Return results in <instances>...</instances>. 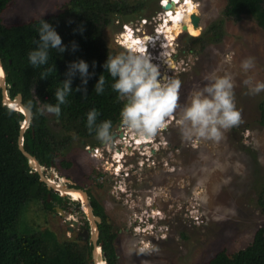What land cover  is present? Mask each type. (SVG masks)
Wrapping results in <instances>:
<instances>
[{
  "label": "rangeland",
  "instance_id": "obj_1",
  "mask_svg": "<svg viewBox=\"0 0 264 264\" xmlns=\"http://www.w3.org/2000/svg\"><path fill=\"white\" fill-rule=\"evenodd\" d=\"M67 1L9 0L1 12L2 21L11 25L37 19L42 13L48 17L61 12ZM119 1L129 5L141 2ZM159 1L143 0L136 11L110 14L102 34L114 54L126 50L120 38L125 30L123 23L133 21V25L141 27L139 34L156 27L162 29V16H174L187 0H172L173 6L166 8L167 12H161ZM192 1L197 4L199 33L192 35L180 28L169 31L166 48L173 67L157 59L161 43L148 50L161 75L180 82L177 110L167 118L161 142L157 138L156 142L134 147L132 140L129 144L132 134L127 129L113 128L112 143L120 152L125 151L123 163L127 164L124 170L128 177L114 174L112 155L105 160L107 156L101 153L105 148L99 149L98 157L95 152L89 153L74 132L65 131L54 114L45 112L57 140L72 136L70 143L57 147V162L52 168L57 175L90 190L101 204L115 236L117 264H203L221 249L231 253L245 247L264 223V212L258 203L264 184V91L250 93L243 83L248 76L264 81V30L249 16L227 18L223 13L226 0ZM166 3L167 0L163 4ZM143 18L147 20L145 24H141ZM214 21L221 22L217 40L192 41L191 36H198ZM174 22L170 20L168 25L173 28ZM249 56L255 58V66L244 72L240 61ZM209 73L232 75L240 122L224 130L219 141L185 140L176 124L180 107L194 89L205 83L204 76ZM118 131L123 134L120 138ZM128 144L130 147H126ZM62 159L70 165L62 166ZM65 205V212L54 213L41 200L25 202L16 232L37 234L46 251L61 258L56 249L62 248L65 239L79 240L78 227L84 222L78 208L71 202ZM67 215L76 223H67Z\"/></svg>",
  "mask_w": 264,
  "mask_h": 264
},
{
  "label": "trees",
  "instance_id": "obj_2",
  "mask_svg": "<svg viewBox=\"0 0 264 264\" xmlns=\"http://www.w3.org/2000/svg\"><path fill=\"white\" fill-rule=\"evenodd\" d=\"M9 0H0V57L5 71L7 94L13 98L21 94V101L30 112L28 126L22 134V144L37 161L46 166L51 161L57 162V147L70 143L72 136L67 135L58 140L48 125V117L37 112L42 102L55 103L54 91L60 86L67 74L70 61L84 59L89 65L90 77L81 85L79 74L72 77L71 87L79 86L84 90H73L62 104L59 117L60 126L65 131H72L80 144L87 140L96 141L94 132L86 128V113L95 107L98 120L109 119L112 126L120 120L121 102L111 89L112 78L103 68L107 54H114L104 38L103 27L110 21V14H123L138 10L143 0L137 5H129L119 0H68L63 10L48 17H42L51 23L62 42L66 45L63 53L50 50L48 64L33 68L28 64L27 52L34 47L37 38L38 18L28 22L5 25L1 12ZM223 13L227 18L239 20L243 16L252 17L264 30V0H226ZM219 21L212 22L198 36H191L194 42L217 40L221 34ZM75 42V50L71 43ZM52 71L47 78L40 75L47 68ZM105 76V89L97 94L93 88L96 79ZM261 113L263 111L261 110ZM23 114L2 103L0 88V264H92L90 262L92 245L77 239H65L62 248L56 249L61 255L48 253L43 240L37 234H20L16 232V223L21 206L30 200L38 199L47 209L51 208L47 194L52 191L40 179L37 171H32L27 157L19 149L20 122ZM65 168L69 162H59ZM262 196L258 203L264 212V184ZM59 199L58 197H55ZM96 213L102 218V206L92 201ZM104 225V223H103ZM108 227H100L99 241L102 244L103 258L108 264H117L114 235ZM58 248V247H57ZM203 264H264V223L254 232L252 240L245 247L227 253L225 249L217 251Z\"/></svg>",
  "mask_w": 264,
  "mask_h": 264
},
{
  "label": "clouds",
  "instance_id": "obj_3",
  "mask_svg": "<svg viewBox=\"0 0 264 264\" xmlns=\"http://www.w3.org/2000/svg\"><path fill=\"white\" fill-rule=\"evenodd\" d=\"M162 1L160 0L159 3H162ZM162 6L161 12L163 10L167 12L164 4ZM43 14L38 17V25L36 27L37 38L34 40V47L27 52L28 64L33 68L48 64L50 50L55 49L59 54L66 50V45L62 42L61 36L51 23L42 18ZM146 21L145 18L141 19V24H145ZM123 27L125 29L124 33L129 32L130 36H135L136 39L141 36H148L147 46L149 49H153L151 43L154 41L162 43L158 39L154 40L150 37L155 30L160 29L159 27L154 28V31L151 32L143 30L142 34L138 33L141 27L133 25V21L123 23ZM76 47V43L72 42L71 48L75 50ZM254 66V57H245L240 61V68L244 72H248ZM103 68L112 78L111 89L116 92L117 100L122 105L119 112L120 120L114 126L116 127L120 123L121 127L127 129L132 135L140 139L147 138L148 142H156L157 137H154V135L165 127L167 118L177 110L180 82L174 78L162 76L159 66L153 62L151 55L143 49L136 50L131 45L126 46V50H122L116 54H107ZM51 71V67L47 68L41 73L40 77L47 78V75ZM77 73L79 74L81 85H85L91 73L89 72L88 63L82 58L68 63L67 74L63 80H60V86L54 91L56 102H42V106L37 108V112L40 114L46 112L59 117L61 112L60 106L66 102V97L73 90H80L81 93H84V90L79 86L77 88L71 87L72 77ZM204 81L205 83L201 87L194 89L186 98V101L180 107L179 116L176 119L180 135L185 140L204 139L219 141L223 137L224 130L235 126L241 119L240 111L235 103L232 75L230 73L222 75L209 73L204 76ZM243 83L248 87L250 93L264 91V81H254L251 76L246 77ZM93 88L97 94L104 92V75L100 74L98 76ZM19 112L22 113L20 110ZM98 116L99 112L95 107L87 111L86 128L90 133L94 132L96 141L89 140L82 145L89 153L93 152L92 154H94L95 152L94 155L99 154V149L103 147L106 153L104 151L101 153L109 155L111 154L110 145H101V142L110 143L112 141L114 127L111 120H98ZM56 121H59V119H56ZM133 137H129V144ZM143 143L146 142L143 141ZM113 145H116V143H113ZM134 147H137V144H134ZM113 151L115 153V151L119 150L113 149ZM113 153L114 174L120 176L121 173L124 174V177H128L129 173L124 170L125 166L127 167V164L123 163L124 155L114 158ZM108 158L106 157L105 160ZM117 161H120L118 162L120 164L118 170H116L117 166H119ZM39 165L42 171L44 165L40 163ZM53 166L54 163L51 161V167ZM30 168L32 171H37L32 167ZM50 185L52 186V184ZM81 240L85 241L82 238Z\"/></svg>",
  "mask_w": 264,
  "mask_h": 264
},
{
  "label": "flooded vegetation",
  "instance_id": "obj_4",
  "mask_svg": "<svg viewBox=\"0 0 264 264\" xmlns=\"http://www.w3.org/2000/svg\"><path fill=\"white\" fill-rule=\"evenodd\" d=\"M170 60V59H169ZM164 60V61H162V63H164V62H169V64H170V67H171V65H173V62L170 60ZM119 130L121 129V128H119V127H121V125H120V123L119 124H117V126H116ZM164 128H162V129H160L158 132H157V134H156V136H157V138L159 139V140H157V138H156V140L160 143L161 142V140H160V137H161V135H160V133L162 132V130H163ZM165 129H166V127H165ZM120 132L118 131L117 132V136L120 138V136H123V134H122V132H121V134H119ZM120 135V136H119ZM115 135L113 134V137H114ZM113 140V139H112ZM113 141H111L110 143H102L101 142V145H104V144H107L108 146L110 145V147H111V155H112V153L114 152L113 151V149L114 150H119V148L117 147V145H113V143H112ZM130 147V145H127L126 147ZM120 152V151H119ZM105 153H106V150H105ZM115 153H116V151H115ZM115 153H113L114 155H113V157L114 158H117V157H115ZM121 153V156L122 155H124L125 154V151H121L120 152ZM107 157H110V154L109 155H106ZM120 156V157H121ZM112 157V156H111ZM112 160H113V158H111ZM121 161V160H120ZM119 161H117V163H118ZM110 163L113 165V163H112V161H110ZM119 164V163H118ZM120 165V164H119ZM53 167H55V164H54V166ZM54 168H52L51 167V165L50 166H46V165H44V167H43V170H42V173H43V176H44V178L46 179V180H48L49 181V183L50 184H52V186L50 187V189L49 190H51L52 192L51 193H48L46 196H47V200L48 201H50V203H52L51 204V208L53 209V212L55 213L56 211H59V212H65L64 211V208H67V205H65L67 202H71L76 208H78L79 209V211L83 214V218H84V222H83V224L82 225H80L78 228H79V230H78V232H77V234H78V236L81 238L82 236L79 234L80 232H83V231H86L87 232V239L84 241V242H87V243H89V244H91L90 242H89V238H90V235H91V228L92 227H94V224H93V222H91L90 221V219H89V217H88V213H86L85 212V210L82 208V205H83V202H82V200H78V199H76V198H73L71 195H69L67 192L69 191V190H77L78 192H80L81 194H82V196H83V193H84V195H85V198H86V203H87V205H88V207L90 206V208H91V211H92V213H93V215L94 216H97V217H99V222H96V226H97V230H98V234H100V227H108L109 225H108V223H107V220H106V217H104V218H102L101 216H100V214H98V213H96V210H95V207L92 205V201L93 200H95L99 205H101L98 201H97V199H95V197L91 194V192H90V190H88V189H86V188H84V187H82V186H79V185H77L76 183H71L70 182V179H67V178H64V176L63 175H57L55 172L56 171H54L53 170ZM115 170V169H114ZM66 179V180H65ZM68 181V182H67ZM83 192V193H82ZM55 197H58L59 199H57V198H55ZM84 198V199H85ZM103 208V207H102ZM58 209H60V210H58ZM102 213L105 215V212H104V209L102 210ZM68 215H70V214H68ZM68 215L66 216L67 217V221L69 222V221H71V220H69V219H71V218H69L68 217ZM71 223L72 224H75L76 223V221L73 219L72 221H71ZM103 223H104V225H103ZM72 229V228H71ZM70 229V230H71ZM109 232L110 233H112L111 232V227L109 226ZM73 230V229H72ZM113 235H114V233H112ZM115 238V237H114ZM97 243H100L99 242V239L97 238ZM114 243V242H113ZM92 245V244H91ZM101 247H102V244H101Z\"/></svg>",
  "mask_w": 264,
  "mask_h": 264
},
{
  "label": "bare ground",
  "instance_id": "obj_5",
  "mask_svg": "<svg viewBox=\"0 0 264 264\" xmlns=\"http://www.w3.org/2000/svg\"><path fill=\"white\" fill-rule=\"evenodd\" d=\"M164 1L165 0L162 1V5H163ZM196 5L197 4L195 2H193L192 0H187L185 2V4L183 3L182 5L181 4L179 5L181 7L178 9L177 13L174 14V16L171 15V14H168V13H166L165 15L162 16V18L160 19V22L162 21L163 18H164V21H165L163 24H161L163 26L162 29L155 31L150 36L154 40H157L158 39L160 42H162L161 43L162 46H160V48L162 47L161 48L162 50L159 53L160 58H159V56L157 57L158 60H161V61H164L166 59L167 60H169V59L171 60V57L169 55L170 54V51L167 50V48H166L169 45V43H168V40L170 39L169 38L170 36L168 34L169 31H172V30L173 31H179V28H180V29H183V30L187 31L189 34H192V35H196V34L199 33V26H194L193 23H192V21H191V15L194 14V13H196ZM170 20H174L175 21L173 28H171V26L168 25V22ZM164 27H166V28H164ZM120 38H122V41H124L123 43H125L126 46L131 45L136 50L143 49V50L147 51V53H148V50H149V47L147 46V44H148V40H147L148 39V36H141V37H139V38L136 39L135 36H133V37L130 36L129 35V32H125ZM157 45H159V43L157 41H154L153 43H151L152 48H156ZM165 63H167V62H165ZM171 66L173 67V65H171ZM2 74H3L2 73V69L0 68V76H2ZM16 108H18V107H16ZM18 109L19 110H22V108H18ZM143 141H145L146 143L148 142V140H146V138L140 139V138H138L136 136H134L132 138L133 145L134 144H137V147L139 145L144 144ZM120 156H121V153L119 151H116L115 157H120ZM67 193L69 195H71L73 198H76L78 200H82L83 203L85 202L86 209H85V205L84 204L82 205V208L84 210H86L85 211L86 213H88L89 207H88V205L86 203V198H85V195H84L83 192H82L83 193V196L77 190L76 191L75 190H69ZM98 251H99V249H98ZM100 264H104V262L103 261H100Z\"/></svg>",
  "mask_w": 264,
  "mask_h": 264
},
{
  "label": "water",
  "instance_id": "obj_6",
  "mask_svg": "<svg viewBox=\"0 0 264 264\" xmlns=\"http://www.w3.org/2000/svg\"><path fill=\"white\" fill-rule=\"evenodd\" d=\"M173 1L169 0L165 5L164 8H169L171 6H173ZM199 16L194 13L191 15V21L193 23L194 26H199ZM0 68L2 69V76H0V88H1V92H2V103L8 105L10 108L16 109L19 111L18 108H22V110H20L23 115H24V119L20 122V134H19V149L21 150V152L27 157L28 159V165L32 168H34L35 170H37V172L39 173L40 179L45 181L47 183L48 188L51 187V185L49 184V182L42 176V171H41V166L39 165V162L37 161V159L28 151L25 150V148L22 145V141H21V137H22V133L25 129V127H27L29 119H30V115L31 112L30 110L25 107L22 104L21 101V94L17 93L13 98H10L7 94V86H6V80H5V71L2 67V61H1V57H0ZM164 76V75H163ZM18 107V108H16ZM60 210V209H58ZM88 217L90 219L91 222H93L94 227L91 228V235L89 238V242L92 244V249H91V256H90V262L92 264H100V261H103L104 264H108L106 260L103 259V254L101 252V242L97 243V238H98V230H97V226H96V222H99V217L94 216L91 208L89 206V211H88ZM68 223V221H67ZM71 229V228H69ZM82 237L83 240L87 239V232L83 231L79 233ZM99 249V251H98Z\"/></svg>",
  "mask_w": 264,
  "mask_h": 264
},
{
  "label": "built area",
  "instance_id": "obj_7",
  "mask_svg": "<svg viewBox=\"0 0 264 264\" xmlns=\"http://www.w3.org/2000/svg\"><path fill=\"white\" fill-rule=\"evenodd\" d=\"M137 29H139V28H137Z\"/></svg>",
  "mask_w": 264,
  "mask_h": 264
}]
</instances>
